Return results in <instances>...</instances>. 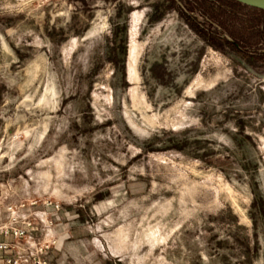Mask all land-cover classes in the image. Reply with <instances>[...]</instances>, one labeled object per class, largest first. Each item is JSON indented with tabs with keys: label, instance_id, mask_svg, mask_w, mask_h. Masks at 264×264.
Here are the masks:
<instances>
[{
	"label": "rangeland",
	"instance_id": "374dc122",
	"mask_svg": "<svg viewBox=\"0 0 264 264\" xmlns=\"http://www.w3.org/2000/svg\"><path fill=\"white\" fill-rule=\"evenodd\" d=\"M173 1L0 0L17 264H264V16Z\"/></svg>",
	"mask_w": 264,
	"mask_h": 264
},
{
	"label": "built area",
	"instance_id": "2783aa9c",
	"mask_svg": "<svg viewBox=\"0 0 264 264\" xmlns=\"http://www.w3.org/2000/svg\"><path fill=\"white\" fill-rule=\"evenodd\" d=\"M7 210L10 212V223L0 227V234L5 237V239H0V264H17V259L3 254L11 247L10 241H12L14 238L26 236V233L32 224L29 220H26L22 227L16 226L15 224L17 222L18 216L16 215L15 210H13L12 206H7ZM44 263L45 261H41L39 259L36 264Z\"/></svg>",
	"mask_w": 264,
	"mask_h": 264
},
{
	"label": "trees",
	"instance_id": "16d2710c",
	"mask_svg": "<svg viewBox=\"0 0 264 264\" xmlns=\"http://www.w3.org/2000/svg\"><path fill=\"white\" fill-rule=\"evenodd\" d=\"M170 2V6L174 7L185 19L186 21L192 26V28L197 31L201 36H203V38L205 40H207L209 43H211L213 46H217L215 43H213V41H211V38L209 37V35H207L205 32H203V30L201 28H199L195 23H193V21H191L189 19V17L187 16V10H185V8L183 6H178L174 3L173 0H169ZM228 5L231 7H235V8H250V9H256L253 7H249L246 5H243L241 3H238L234 0H228ZM258 12H260L262 14V16H264V10L262 9H256ZM231 38L234 37L233 33H230ZM220 41H222V43L228 47L233 46V43L231 42L232 40H227V39H221Z\"/></svg>",
	"mask_w": 264,
	"mask_h": 264
},
{
	"label": "water",
	"instance_id": "95a60500",
	"mask_svg": "<svg viewBox=\"0 0 264 264\" xmlns=\"http://www.w3.org/2000/svg\"><path fill=\"white\" fill-rule=\"evenodd\" d=\"M243 5L264 10V0H234Z\"/></svg>",
	"mask_w": 264,
	"mask_h": 264
}]
</instances>
